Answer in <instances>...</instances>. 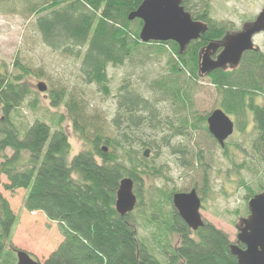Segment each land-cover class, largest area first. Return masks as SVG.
Here are the masks:
<instances>
[{"label": "trees", "instance_id": "1", "mask_svg": "<svg viewBox=\"0 0 264 264\" xmlns=\"http://www.w3.org/2000/svg\"><path fill=\"white\" fill-rule=\"evenodd\" d=\"M10 1L13 0H0V4ZM144 1L26 0V3L28 14L35 16L32 26L42 36L44 44L55 52L75 54L81 60L83 80L89 85H108L110 65L120 67L135 55L148 59L153 51L164 54L171 50L177 58L169 62L171 77L156 80L152 87L162 93V98H172L187 111L190 96L185 87L187 80L199 78L200 53L211 44H220L229 27L213 18L212 0H182L193 20L207 24L208 31L180 55L174 42L141 41L143 22L129 21V15ZM14 68L20 71L18 75L8 74L0 65V111L3 115L0 118V159L3 161L0 176L7 178V191H27L24 207L28 212H41L59 225L63 241L44 264H238L231 253L228 235L208 223L193 231L180 218L173 205V195L183 192L168 193L157 189L156 201L148 206L155 212L150 224L176 234L180 238L179 245L170 250L169 245L160 242V258L140 240L134 214L141 207L142 215L147 212L143 209L142 195L145 179L165 177L162 170L150 164V156L144 157L146 150L151 149V153L154 149L153 144L141 142L144 150L135 145L136 131L142 134L145 130H161L162 119L155 104L125 81L114 97L116 115L112 123L119 131V138H110L99 127L100 121L90 117L83 103L68 97L64 91L50 92L52 108L65 107L75 132L89 146L71 158L72 145L61 128L53 130L45 122L35 121L21 129L15 123L13 114L34 91L26 81L32 75L31 69L18 61ZM186 76H190L189 79ZM208 79L219 94V109L236 121L237 132L246 135L252 118L249 147L259 160L258 169L263 166L264 170V53L247 52L237 69L215 71ZM208 116H197L193 123L185 117L179 128L166 123L169 129H175L171 138L188 136L185 129L202 130L219 145L208 131ZM157 142L158 147L171 145L166 135ZM227 142L224 148L219 146L223 157L239 170L247 168L246 161L236 165L229 150L234 146L244 154L248 152L242 145ZM8 150L13 152L10 157ZM194 151L183 146L173 148L176 155L183 157L182 166L203 173L204 189L195 186L193 190L199 196L202 194L204 203L210 169L204 153ZM125 178L134 181L138 203L134 212L121 217L116 201L120 183ZM241 186L247 191L249 202L264 192V177L256 186L246 180L241 181ZM166 207L169 212L165 211ZM17 224V216L0 193V264H17V249L12 245Z\"/></svg>", "mask_w": 264, "mask_h": 264}, {"label": "rangeland", "instance_id": "2", "mask_svg": "<svg viewBox=\"0 0 264 264\" xmlns=\"http://www.w3.org/2000/svg\"><path fill=\"white\" fill-rule=\"evenodd\" d=\"M212 5L213 18L226 23L229 27L226 35H231L240 32L255 21L264 9V0H212ZM27 7L26 0H13L0 4L2 11L0 12V65L10 75L20 73L14 68L16 61L32 71V75L27 77L26 81L32 87L34 95L17 113L13 114L15 123L21 129L29 127L35 121L45 122L53 130L61 128L69 137L72 145L71 158H73L89 146L75 132L65 107L52 108L50 92L64 91L68 97L83 103L90 117L100 121L98 125L105 136L116 138L119 136V131L112 123L116 115L114 97L121 85L125 81L129 82L138 93L155 104L160 112L161 130H145L142 134L136 131L135 145L143 149L141 142L147 141L153 144L150 164L156 165L167 178L145 179L142 195H144L143 209L145 208L147 212L146 215H142L141 207L134 214L140 240L148 244L160 258H162L160 242L169 245L170 250L180 243V238L176 234L167 232L164 227L156 228L150 224L153 219L151 215L155 212L149 210L148 206L153 200L156 201L157 189H163L168 193L171 191L188 193L195 186L200 190L204 189L203 173L193 172L189 167L182 166L183 157L173 152V148L183 146L195 150V153L202 151L209 165V185L201 211L205 223L228 235L231 245L237 244L241 223L249 216L247 191L241 186V181L246 180L256 186L258 180L264 177L263 166H259L258 169L259 160L251 153L249 147L253 134L252 118L246 135L235 131L227 142L232 145H242V149L248 152L244 154L234 146L230 147L229 153L233 156L236 165L248 162L247 168L242 170L225 159L219 145L213 143L202 130L185 129L188 136L171 138L175 129H169L166 123L179 128L182 125L181 120L185 117L193 123L197 116H208L220 108L219 94L208 77L201 76L198 71V80H187L185 90L190 96L187 111L181 108L179 103L175 104L172 98L166 100L162 98V93L152 87L156 80L171 77L169 62L177 60L171 50L164 54L153 51L148 59L144 58L145 56L135 55L132 60L120 67L110 65L108 85L101 87L89 85L83 80L81 60L75 54L55 52L44 44L42 36L32 26L35 16L31 17L28 14L30 12ZM254 43L258 51L264 53V33L256 36ZM199 63L200 57L198 69ZM189 77L186 76V79ZM39 83L46 85L45 93L38 90ZM181 85L183 87L185 85L183 78ZM2 117L0 111V118ZM232 120L236 123L233 118ZM162 135H166L167 139L170 138L169 147H158L157 141ZM7 155L10 157L13 152L8 150ZM2 162L0 159V165ZM0 180V193L9 202L18 218L12 238L13 247L29 253L34 260L44 264L63 241L59 225L48 220L41 212H28L24 207L27 191L19 190L11 193L5 189V185L8 184L7 178L2 175ZM165 211L169 212V207H166Z\"/></svg>", "mask_w": 264, "mask_h": 264}, {"label": "water", "instance_id": "3", "mask_svg": "<svg viewBox=\"0 0 264 264\" xmlns=\"http://www.w3.org/2000/svg\"><path fill=\"white\" fill-rule=\"evenodd\" d=\"M141 20L143 27L140 39L143 43L174 42L179 47L180 55H184L188 46L201 38L208 31V25L194 21L185 10L182 0H145L137 11L129 15V21ZM264 33V9L255 21L240 32L226 35L220 44H211L200 53L199 73L209 76L217 70H234L239 67L245 53L258 51L254 39ZM222 49L216 59L212 58L218 49ZM38 90L47 91L44 83L38 84ZM210 135L221 148L234 135L236 125L222 110L216 109L207 118ZM107 152V149H104ZM150 150L144 157L149 158ZM138 203L135 183L125 178L120 183L117 193L116 210L121 217L134 212ZM173 205L180 218L193 230L204 227L201 214L202 199L196 190L173 195ZM249 216L244 219L237 236V244L230 250L238 264H264V192L255 195L248 202ZM243 246V247H241ZM17 264H40L25 251H16Z\"/></svg>", "mask_w": 264, "mask_h": 264}, {"label": "flooded vegetation", "instance_id": "4", "mask_svg": "<svg viewBox=\"0 0 264 264\" xmlns=\"http://www.w3.org/2000/svg\"><path fill=\"white\" fill-rule=\"evenodd\" d=\"M221 49V48H220ZM222 51V49L221 50H219V51H217L214 55H212V58L213 59H216L217 58V56L219 55V53ZM225 70H228V69H225ZM218 71V70H217ZM203 77H207V76H203ZM209 77V76H208Z\"/></svg>", "mask_w": 264, "mask_h": 264}]
</instances>
